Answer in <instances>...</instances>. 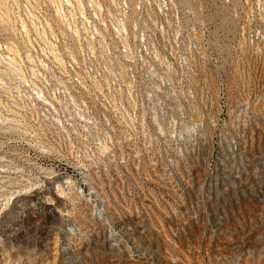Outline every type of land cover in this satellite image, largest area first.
Returning a JSON list of instances; mask_svg holds the SVG:
<instances>
[{"label": "rangeland", "instance_id": "1", "mask_svg": "<svg viewBox=\"0 0 264 264\" xmlns=\"http://www.w3.org/2000/svg\"><path fill=\"white\" fill-rule=\"evenodd\" d=\"M0 264H264V0H0Z\"/></svg>", "mask_w": 264, "mask_h": 264}]
</instances>
